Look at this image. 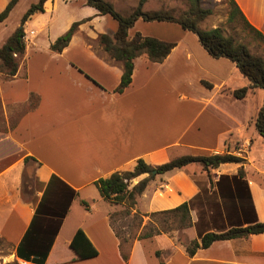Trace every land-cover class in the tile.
Returning <instances> with one entry per match:
<instances>
[{"label":"crops","instance_id":"1","mask_svg":"<svg viewBox=\"0 0 264 264\" xmlns=\"http://www.w3.org/2000/svg\"><path fill=\"white\" fill-rule=\"evenodd\" d=\"M8 1L1 0L0 11ZM234 1L248 23L264 34V0ZM60 4L68 17L50 38V28L59 19L53 13ZM45 14L50 15L42 27L47 48L73 22L90 18L62 50L79 47L89 54L65 58L56 68L50 67L59 63L54 55L34 58L33 65L21 59L13 78L0 74V105L5 111L29 105L32 96L36 99L12 126L0 129V239L12 248L13 260L38 264L19 257L18 250L37 249L49 240L43 264H264V233L215 241L192 256L185 248L205 232L264 221V152L261 158L251 154L254 139L261 136L255 127L260 107L252 109L249 103L253 89L243 99L232 95L249 85L247 77L229 59L209 55L193 32L169 27L176 34L158 38L175 43L168 56L162 62L136 57L131 82L116 92L122 63L101 49L93 54L88 40L115 32L117 28H105L109 15H98L85 0H46L44 13L29 20ZM5 22L0 23V47L8 37ZM30 31L28 43L40 44L36 31ZM157 77L169 88H160ZM225 152L244 162L221 164L209 175L201 164L190 163L148 182L131 210L142 216L141 227L149 222L146 214L183 202L189 205L192 226L184 230V240L177 232L131 240L125 261L110 220L125 206L104 200L95 181L132 170L139 158L156 166L181 155ZM78 228L97 249L96 256L78 259L70 248Z\"/></svg>","mask_w":264,"mask_h":264},{"label":"trees","instance_id":"2","mask_svg":"<svg viewBox=\"0 0 264 264\" xmlns=\"http://www.w3.org/2000/svg\"><path fill=\"white\" fill-rule=\"evenodd\" d=\"M19 1L9 0L7 2L5 7L0 11V23L8 18ZM45 2L46 0H37L30 4L22 14L19 26L15 28L5 43L0 47V74L4 79H11L15 76L19 66V60L16 57L22 59L26 50L24 25L34 14L44 13ZM145 2L146 0H139L137 6L129 14L124 15L109 0H85L87 5L97 10L98 15H109L117 22V29L114 33H100L97 37L98 43L103 51L110 58L122 63L123 71L120 83L115 89L116 92H122L131 82L134 59L136 57L146 55L152 62H162L175 46L174 42L164 41L138 32L133 36H129V29L138 19L176 23L184 30L193 32L209 55L214 58L224 57L232 61L250 82L248 86L233 90L232 95L234 98L243 99L247 96L249 90L256 87L264 90V57L253 54L246 44L237 40L233 35L225 34L218 27L210 29L200 28L199 23L212 13L211 9L202 7L201 0H188V10L178 17H175L170 11L162 9L144 11L143 4ZM228 2V19L233 20L235 16H238L245 29L255 37L264 40V34L248 23L235 1L228 0ZM88 20L90 18L73 22L67 31L58 36L50 44V49L54 52H62L70 42L74 33L78 30L80 24ZM202 83L206 87H211V84L205 81H202ZM30 100L32 106H35V97L32 96ZM255 127L264 138V105L258 111L255 119ZM28 160L29 157H26L25 161L27 162ZM243 162V157L228 152L209 155L186 154L172 158L156 166L149 165L143 159L139 158L132 170L113 172L107 177L96 180L95 185L104 200L124 204L125 214L129 215L135 206L137 196L142 194L148 182L158 174L182 168L190 163H199L209 175L212 168H216L221 164ZM153 171H155V174H153ZM144 174L147 176L133 183L135 179ZM238 174L240 176L243 175L241 168ZM75 194L72 192L71 196ZM81 202L87 207L85 201ZM146 216L149 217V222L141 227L142 216L138 212L133 214V219L138 218L139 222L137 224L138 231L131 239L121 236L114 229L120 240V250L125 261L128 259L129 243L131 240L135 238H151L158 234L168 233L173 228L183 229L192 226L190 209L187 202H183L171 209L153 211L146 214ZM259 233H264V221H256L245 226H234L220 232H205L199 239H193L187 243L185 248L188 255L192 256L199 248H207L215 241L245 238L251 234ZM50 242L49 240H45V244L40 245L37 249L24 250L23 248H19L18 256L33 263L43 264L49 250ZM125 244H129L127 250L124 249ZM70 248L75 252L78 259L91 258L98 254L97 249L81 228H78L74 233L70 242ZM156 255L160 256V252L157 251Z\"/></svg>","mask_w":264,"mask_h":264},{"label":"rangeland","instance_id":"3","mask_svg":"<svg viewBox=\"0 0 264 264\" xmlns=\"http://www.w3.org/2000/svg\"><path fill=\"white\" fill-rule=\"evenodd\" d=\"M37 0H20L17 5L14 7V9L11 11L8 18L5 20L7 21V24L5 22L4 30L8 32V36L15 30L16 27L19 26L20 18L24 11L28 8V6ZM113 3L114 7L122 14H129L138 4L139 0H109ZM1 2V0H0ZM202 7L211 9L212 13L207 16L204 20H202L199 23L200 28L202 29H208L209 27L213 25H217L218 28H220L225 34L233 35L237 40L241 41L242 43L246 44L250 51L253 54L260 55L264 57V40H261L254 35H252L247 29L244 28V25L241 21V19L238 16H235L233 20L228 19V13H229V2L228 0H201ZM189 2L188 0H146V2L143 4V10H150V11H156V10H166L170 11L175 17L180 16L182 13L188 10ZM49 14H45L40 18H33L31 20H28L25 24V28L27 32L30 30H35L36 34L34 36H37V38L41 39V43L35 46H32V43H28V33L25 32V42L27 43V50L22 58V60L16 55H14L19 61L24 63L25 62H32L33 65V59L34 58H41L46 59L50 56L54 55L56 57H59V59L53 60V61H59L58 64H51V68L60 67V65L63 64L65 61V58H82L88 56V51H84L82 48L74 47L71 48L70 51L67 53H58L52 51L49 47H45L44 43L48 41V39L44 36L46 34V31L43 30V25L46 22L47 19H49ZM58 16L59 19L57 23L51 27L50 29V38H52L55 34L60 32V30L64 27V21L68 17V11H66L65 7L60 4L58 11H55L53 13V17ZM76 17V16H73ZM72 17V18H73ZM108 19L110 20V24L107 25V29L115 30L117 28V22L114 18L111 16H108ZM111 22H113V27L111 25ZM168 27V28H167ZM169 27H177V29H181V26L178 24L168 23V22H158V21H144L142 19H138L132 28L130 29L129 35L132 36L135 33H141L146 36H152L155 38H159L162 36V38H167L163 36H168L171 38L173 35L176 34V31L167 30L170 29ZM31 37V34H29ZM33 36V37H34ZM78 39H81L80 36H78ZM8 38V37H7ZM31 37V41H32ZM28 40V41H27ZM90 41V47L93 54H99L98 50H103L101 46L98 43L97 38L95 39H88ZM44 61V60H42ZM2 76V75H1ZM3 78V77H2ZM247 81L248 78H245ZM164 78L157 77L155 79L156 84L159 85L160 88H169V84L167 81H163ZM250 105L252 106V109H255L257 106L260 108L264 105V90L262 88L256 87L253 89V92H250ZM35 102V101H33ZM32 106L30 103L29 105H24L18 108H13L14 111L11 112V109H7L5 111L1 105H0V129H2L3 126H5L4 129H7V124L9 126H12V124L17 120L18 116L27 108ZM264 152V138L262 136H259V138L254 139L251 154L256 157L263 156L262 153ZM197 165V164H196ZM199 165V164H198ZM144 204V202H143ZM125 206V205H124ZM97 209H95L96 211ZM132 211H130L129 215L125 214V207L115 213H112L110 215V220L113 228L125 238L133 237L137 231L138 227L137 224L139 222L138 218L133 219V214H131ZM78 216H76V220H78ZM141 226V225H140ZM183 229H175L173 228L170 231V234H174L177 232V236L180 237L182 240L186 239V233H184ZM180 240L178 239L177 242ZM190 242V241H189ZM187 242V243H189ZM130 244V243H129ZM129 244L124 245V249L127 250ZM11 247L10 245L0 239V264H29V263H23L18 262L16 260H13V257L11 256ZM146 253H150V247H146Z\"/></svg>","mask_w":264,"mask_h":264},{"label":"built area","instance_id":"4","mask_svg":"<svg viewBox=\"0 0 264 264\" xmlns=\"http://www.w3.org/2000/svg\"><path fill=\"white\" fill-rule=\"evenodd\" d=\"M32 33H33V31H30V32H29V34H32ZM25 37H26V36H24V40H25Z\"/></svg>","mask_w":264,"mask_h":264},{"label":"water","instance_id":"5","mask_svg":"<svg viewBox=\"0 0 264 264\" xmlns=\"http://www.w3.org/2000/svg\"><path fill=\"white\" fill-rule=\"evenodd\" d=\"M153 174H155V171H153Z\"/></svg>","mask_w":264,"mask_h":264}]
</instances>
